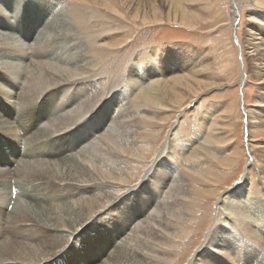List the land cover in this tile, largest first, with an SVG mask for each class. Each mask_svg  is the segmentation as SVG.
Instances as JSON below:
<instances>
[{
    "label": "bare ground",
    "instance_id": "bare-ground-1",
    "mask_svg": "<svg viewBox=\"0 0 264 264\" xmlns=\"http://www.w3.org/2000/svg\"><path fill=\"white\" fill-rule=\"evenodd\" d=\"M5 1L8 13L0 5L2 30L16 18ZM71 1L112 9L124 20V13L116 8L118 0L113 6L106 0ZM57 2L19 1L17 11L33 21V29L28 26L20 32L23 42L0 31V264H161L156 257L163 261L170 255L173 221L186 215L172 197L185 189L175 185L173 174V179L168 178V170L158 173L154 166L150 173L144 172L136 186L139 191L130 196L132 188L125 183L133 179L143 158L137 123L119 95L108 94L107 85L92 78L101 64L96 67L88 56L93 47L104 58L122 38L111 37L113 43L99 50L82 43L80 31L89 30L81 14L73 12L69 19L66 9L55 8ZM164 3L170 4L169 14L186 22V0ZM129 4L135 7L132 24L163 19L157 0H129ZM232 10L235 17V0ZM102 20L96 17L95 21ZM252 48L255 60L264 61V40ZM164 64L167 71L161 69L162 73L189 69L186 58L175 54H169ZM154 72L148 67L141 72L132 69L136 79L131 80L143 88L138 78L146 81ZM148 93L144 91L143 96L153 103ZM46 141L51 144L42 146ZM52 152L59 157L44 159ZM132 197L136 206L130 204ZM255 210L262 221L246 220L225 239L221 235L206 238V248L218 253L208 264H264L259 248L264 244V207L255 204ZM112 224L114 232L109 229ZM258 224L261 229L255 228ZM100 227L97 237L90 235ZM136 233L142 238L132 242ZM143 239L147 244H142Z\"/></svg>",
    "mask_w": 264,
    "mask_h": 264
},
{
    "label": "rangeland",
    "instance_id": "rangeland-1",
    "mask_svg": "<svg viewBox=\"0 0 264 264\" xmlns=\"http://www.w3.org/2000/svg\"><path fill=\"white\" fill-rule=\"evenodd\" d=\"M8 1L16 18L6 22L9 27L5 23L6 29L0 31L22 41L20 32L28 26L33 29V21L24 16L25 12L17 11L20 0ZM56 1L55 8L66 9L69 19L73 12L74 16L81 14L79 18L89 30L80 31L82 43L89 42L99 50L113 43L111 37L122 38L119 44L109 47L112 53L104 58L97 56L93 47L88 56L96 67L101 64L97 74L90 71L96 74L92 78L104 82L108 94H118L123 100L121 104L130 107L137 123L143 158L133 172V179L125 183L132 188L130 196L139 191L136 186L144 172L150 173L154 166L158 173L168 170V178L173 174L175 185L185 189L181 195L172 197L186 214L181 221H173L174 237L168 247L172 252L163 261L154 257L161 264H193V260L195 264L204 261L208 264L211 259L216 260L218 253L215 248H206V238L212 240L221 235L225 239L246 220L262 221L255 204L264 207V61L255 60L252 47L264 40V0H235L238 5L235 17L232 0H186L185 23L179 15L169 14L170 4L157 0L163 19H150L143 24L130 22L135 7L130 6L129 0H118L119 6L115 0H106L121 9L124 20L112 9L71 0ZM5 4V0L0 1L8 13ZM96 17L103 20L96 22ZM169 54L186 58L189 64L186 69L190 70L171 69L162 73L161 69L167 71L164 63ZM174 63L178 66L179 60ZM147 67L156 69L157 74L146 81L138 78L143 84L139 88L131 80L135 78L131 76L132 69L141 72ZM144 91L153 95V103L144 98ZM116 114L114 111L112 118ZM19 134L22 136L23 132ZM50 144L46 141L42 146ZM57 157L59 153L52 152L44 159ZM131 200V206H136L135 197ZM112 225L111 231L116 228ZM255 228L261 229L260 224ZM101 230L100 227L90 235L97 237ZM134 237L132 242L142 238L140 233ZM144 242L147 244L145 239ZM259 248L264 252V244Z\"/></svg>",
    "mask_w": 264,
    "mask_h": 264
},
{
    "label": "snow or ice",
    "instance_id": "snow-or-ice-1",
    "mask_svg": "<svg viewBox=\"0 0 264 264\" xmlns=\"http://www.w3.org/2000/svg\"><path fill=\"white\" fill-rule=\"evenodd\" d=\"M193 264H195V260H193Z\"/></svg>",
    "mask_w": 264,
    "mask_h": 264
}]
</instances>
